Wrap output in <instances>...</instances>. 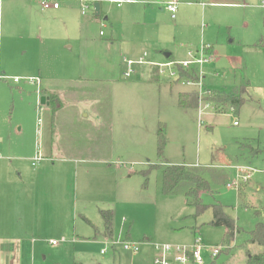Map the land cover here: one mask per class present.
Returning a JSON list of instances; mask_svg holds the SVG:
<instances>
[{
	"label": "rangeland",
	"instance_id": "374dc122",
	"mask_svg": "<svg viewBox=\"0 0 264 264\" xmlns=\"http://www.w3.org/2000/svg\"><path fill=\"white\" fill-rule=\"evenodd\" d=\"M85 1L89 5L86 15L80 0H63L59 11H43L40 0H2L0 4V76L25 79L19 84L0 79V126L34 124V118L37 123L40 99L37 87L29 85L27 78L51 79L61 86L62 80L81 77V88L87 94L116 95L111 101L117 143L113 145L123 163L133 160L115 177L116 202L104 208L113 213V238L106 236L103 218L93 209L92 224L83 222L76 227L71 223L66 235L53 232L38 264H153L154 245H193L198 238L205 246L206 264H246V253L256 249L247 243V233L256 225L254 209L264 207L262 0H180L176 20L164 8L166 0H133L135 4ZM95 4L101 5L100 18L95 17ZM111 36L120 41V49L103 47ZM203 43L213 46L216 61L204 67L208 87L197 94V107H179L177 95L168 90L170 84H177V90L190 87L166 76H160L156 86L149 87L143 80L136 89L127 90L124 85L131 79L124 77L126 66L122 64L118 80L110 81L112 65L121 54L132 53L130 57L138 61L145 53L150 56L167 50L183 59L186 47ZM234 71L250 80L254 99L239 112L216 101L225 92L233 93L227 79ZM141 72L137 69L138 75ZM130 94L137 97L132 99ZM109 103L106 98L100 108ZM206 104L211 109L202 116L201 125L199 110ZM208 117L214 119L212 130ZM160 132L166 138L162 157L158 153ZM167 166L196 168L211 186V191L202 194L203 203L227 206L241 234L224 242L226 230L212 225L211 210L195 218L196 209L187 205L184 194L164 195ZM239 170L243 171L240 178ZM194 227L199 228L197 233ZM76 234L78 239H74ZM126 241L139 245L140 253L126 251ZM216 246L226 249L213 261L209 251Z\"/></svg>",
	"mask_w": 264,
	"mask_h": 264
},
{
	"label": "crops",
	"instance_id": "0c3cea01",
	"mask_svg": "<svg viewBox=\"0 0 264 264\" xmlns=\"http://www.w3.org/2000/svg\"><path fill=\"white\" fill-rule=\"evenodd\" d=\"M126 1L135 4L133 0ZM168 1L163 3L166 10ZM110 2L116 3L120 0ZM181 4L179 0V6ZM60 9L61 6L58 10H51ZM125 18L124 23L127 22V16ZM172 19L176 20L177 17ZM107 20L108 18L105 19ZM110 38L103 47L109 50L115 47L120 49V41L114 36ZM203 45L211 46L209 52L213 53V46L203 43L199 46L186 47L185 53L181 52L183 59H177L173 52L162 50L150 56L145 53L146 61L156 64L185 61L188 60V52L199 51ZM0 50L1 53L2 48ZM166 53L171 54L168 59L165 57ZM130 55L133 54H121L118 63L112 65L110 81L118 80L121 72L124 71L123 74H126L129 71L125 59L135 60ZM122 64L126 66L124 70ZM139 67H133L135 76H132L133 74L130 77L124 76L131 79L124 85L127 90L136 89L143 80L149 87L158 85L160 75L157 68L149 65ZM137 69L142 71L141 74H137ZM234 73L236 71L228 74L227 79L232 85L233 92L239 80L247 79L245 76H239L238 72L236 73L238 75ZM9 79L12 78L2 80ZM81 79L80 77L78 80L76 78L62 80L60 86L57 84L58 81L44 80L40 77L42 84L40 102L41 98L45 97L46 104H41L43 109L39 107L37 123L34 118V124L10 123L6 128L0 126V264H38L39 255L44 252L45 244L51 241L50 235L53 232L66 235L71 223L76 227L83 222L92 224L94 221L90 215L92 210H98L101 214V211H106L104 208L114 205L118 190L115 177L127 164H133L132 159L131 162L123 163L122 156L114 147L117 143L114 142L115 121L111 112V101L116 95L105 94L102 97L87 94L81 88L84 81ZM248 81L250 87L245 95L247 97L245 104L254 103L251 96L252 85L250 80ZM170 85L172 88L165 89L173 95L176 94L178 102L181 94H197L193 88L177 90V84ZM205 85L207 88L206 75ZM223 85L222 88H225ZM15 87L21 90L19 86ZM159 88L163 90L162 87ZM127 96L132 99L137 97L136 94ZM150 96L149 92L147 97ZM106 98L110 101L108 107L100 108L101 101ZM213 120L209 117L206 119L207 126L211 127L209 130L213 128L211 126ZM103 128L106 129L104 135ZM39 152L42 160L36 162ZM129 173L133 174L131 171ZM123 192L127 195L126 190ZM113 233L112 226V234L106 232V236L113 238ZM75 237L78 239L79 235L76 234L74 239ZM257 248L259 247H256L253 254L261 252V248L260 250Z\"/></svg>",
	"mask_w": 264,
	"mask_h": 264
},
{
	"label": "trees",
	"instance_id": "16d2710c",
	"mask_svg": "<svg viewBox=\"0 0 264 264\" xmlns=\"http://www.w3.org/2000/svg\"><path fill=\"white\" fill-rule=\"evenodd\" d=\"M250 83L247 79L242 78L235 85L234 92L230 94L224 93L219 96L217 102L227 104L236 112L247 102L248 89ZM51 100H54V98ZM198 95L181 94L179 97V106L181 108L197 107ZM53 103V101H52ZM54 105V103L52 104ZM195 105V106H194ZM166 138L163 133H159L158 153L160 157L163 155ZM159 168V167H158ZM211 191L210 184L202 177L196 168L186 166H167L163 171V193L166 196H175L184 194L187 198V205L196 209L193 217L198 218L205 214L208 210L212 211V225L215 227H223L226 230L224 242L230 243L235 240L236 236L241 234L242 229L238 227L236 219L233 217L229 208L216 202L211 205L203 203L202 194ZM101 216L105 223V230L108 234H112L113 213L112 211H101ZM254 216L256 219L255 227L247 233V243L251 246L261 248V252L252 254L246 253V264H264V207L255 208ZM199 228L194 227L193 231L198 232Z\"/></svg>",
	"mask_w": 264,
	"mask_h": 264
},
{
	"label": "built area",
	"instance_id": "2783aa9c",
	"mask_svg": "<svg viewBox=\"0 0 264 264\" xmlns=\"http://www.w3.org/2000/svg\"><path fill=\"white\" fill-rule=\"evenodd\" d=\"M40 6L43 11H48L51 9L58 10L60 8V3L63 0H40ZM1 2V0H0ZM81 11L83 15H86L89 10L88 2L81 0ZM120 3V2H116ZM179 0H169L166 3L167 10L172 14V17H176L178 11ZM262 6L264 7V0H262ZM211 46L203 45L199 51H190L188 52V60L185 61H167L162 64H156L146 61L147 55L140 58L138 61L127 60L125 63L129 67V71L125 74V77H130L134 71V66L149 65L158 69V74L160 76H166L168 79L174 80L176 83H181L184 86L193 88L197 91V94H201L206 91L205 85V72L204 67L206 65L212 64L216 61V56L214 53H210ZM209 52V53H208ZM0 79H7L0 76ZM15 84H19L21 81L25 80L19 77L11 79ZM27 83L31 86L37 87V95L40 99L41 96V80L40 78H27ZM200 96V95H199ZM201 98V96H200ZM202 104V99L200 100ZM39 107H41V102L39 101ZM211 109L209 104L202 106L199 110V123L203 125L204 121L201 119L206 111ZM235 126L238 125V122L234 123ZM40 144L38 145V149ZM42 156L39 152L38 157L35 159L36 162L41 161ZM36 165V164H33ZM243 172L239 170L238 178H240V173ZM246 173V172H245ZM250 175L244 177L245 180H248ZM234 186H238V182L234 183ZM229 188H233L232 185H228ZM55 244V243H54ZM116 243L111 244L112 247H115ZM123 248L126 251H130L134 254L140 253V247L137 244L126 241L123 243ZM156 251V256L154 258L153 264H206L204 253L206 252L205 246L202 243L201 239L198 238L193 245H171L168 243L154 245ZM226 248L224 246H216L215 248L209 251V257L213 261L217 260L219 256L224 252Z\"/></svg>",
	"mask_w": 264,
	"mask_h": 264
},
{
	"label": "water",
	"instance_id": "95a60500",
	"mask_svg": "<svg viewBox=\"0 0 264 264\" xmlns=\"http://www.w3.org/2000/svg\"><path fill=\"white\" fill-rule=\"evenodd\" d=\"M95 17L96 18H100L101 17V5L100 4H95ZM171 54L166 53L165 57L168 59L170 57ZM41 104L44 105L46 104V98L42 97L41 98Z\"/></svg>",
	"mask_w": 264,
	"mask_h": 264
}]
</instances>
